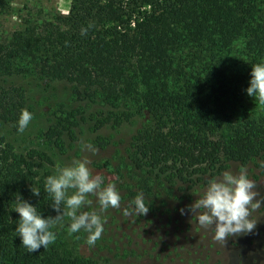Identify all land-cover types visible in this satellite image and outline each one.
I'll use <instances>...</instances> for the list:
<instances>
[{"label":"trees","instance_id":"trees-1","mask_svg":"<svg viewBox=\"0 0 264 264\" xmlns=\"http://www.w3.org/2000/svg\"><path fill=\"white\" fill-rule=\"evenodd\" d=\"M7 7L0 0V12ZM262 59L259 0H71L67 14L0 40V76L67 82L75 95L98 97L117 110L105 123L145 118L131 142L133 169L189 188L230 162L246 165L264 152V112L233 117L217 84L236 63L248 87L251 65ZM24 103L22 90H2L0 122L17 129ZM77 126L71 113L56 115L43 136L63 149L64 136L73 139ZM53 166L47 153H17L0 137V264H82L56 241L29 252L14 231L16 193L42 215H57L44 192Z\"/></svg>","mask_w":264,"mask_h":264},{"label":"rangeland","instance_id":"rangeland-1","mask_svg":"<svg viewBox=\"0 0 264 264\" xmlns=\"http://www.w3.org/2000/svg\"><path fill=\"white\" fill-rule=\"evenodd\" d=\"M70 1L8 0L7 9L0 12V40H6L13 31L22 30L29 23H40L56 13L67 14ZM259 7L264 13V0H259ZM238 48L239 42L234 50ZM225 73L217 84L230 99L227 112L233 117L264 112V105L247 95L244 81L240 82L243 73L236 63ZM10 88L23 91V109L32 114V119L22 132L0 122V137L17 153L25 154L30 149L47 153L54 162L53 171L73 159L86 158L92 173L102 175L105 184L113 183L121 197L119 207L99 212L95 196H90L92 204L81 209L96 210L101 216L103 231L94 244H88V234L83 230L69 233L68 217L55 223L54 241L62 253L82 264H264V152L246 165L230 162L225 169L234 173L246 169L255 182L256 199L261 201V207L253 213L256 227L249 233L233 234L218 241L211 228L197 223L196 215L188 207L210 178L189 188L179 182L165 183L151 170H135L130 164L131 142L145 118L135 116L119 125L112 119L105 123L117 110L98 97L83 99L84 96L75 95L72 85L64 81L0 76V92ZM65 113L74 115L78 126L73 128V139L65 135L63 149H57L43 134L56 115ZM85 144L95 151L83 150ZM139 193L148 206L143 215L132 211V202Z\"/></svg>","mask_w":264,"mask_h":264},{"label":"clouds","instance_id":"clouds-1","mask_svg":"<svg viewBox=\"0 0 264 264\" xmlns=\"http://www.w3.org/2000/svg\"><path fill=\"white\" fill-rule=\"evenodd\" d=\"M249 75L245 90L247 95L264 105V59L251 65ZM31 119L32 114L22 109L17 130L22 132ZM83 150L95 151L90 144H85ZM30 190L33 196L41 193L34 186ZM44 192L51 196V207L57 212L55 217L42 215L35 205L19 193L14 194L12 200V211L18 213L14 231L29 252L45 248L55 240L52 227L64 216L69 218L67 227L70 234L83 230L88 234V244H94L103 231L101 216L96 210L81 209L92 204L90 196H95L99 212L109 207H119L121 199L113 183L105 184L102 175L92 173L86 158L73 159L64 166H57L52 174L45 177ZM257 195L255 182L248 177L246 169L236 173L224 170L206 181L197 199L188 207L196 215L197 223L202 228H211L214 238L220 241L233 234L249 233L256 227L257 220L253 219V213L261 207ZM132 203V211L137 215L147 213L148 206L143 202L142 193L137 194Z\"/></svg>","mask_w":264,"mask_h":264}]
</instances>
